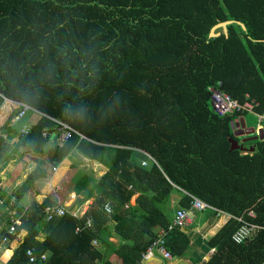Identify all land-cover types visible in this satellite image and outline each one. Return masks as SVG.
<instances>
[{"label":"trees","instance_id":"16d2710c","mask_svg":"<svg viewBox=\"0 0 264 264\" xmlns=\"http://www.w3.org/2000/svg\"><path fill=\"white\" fill-rule=\"evenodd\" d=\"M226 20V33L208 36ZM211 87L240 102L248 94L263 111L264 0H0V148L30 162L41 155L49 167L66 156L75 164L60 192H38L26 205L43 164L13 190L0 188L5 264H148L144 253L160 237L194 264H264V127L254 149L232 148L245 112L216 113ZM7 100L79 133L59 144L50 117L15 119L19 107ZM134 147L154 160L140 164ZM68 190L76 205L92 197L79 216L72 206L58 213ZM193 197L215 209L193 207ZM179 208L203 216L195 239L194 221L169 229Z\"/></svg>","mask_w":264,"mask_h":264},{"label":"built area","instance_id":"2783aa9c","mask_svg":"<svg viewBox=\"0 0 264 264\" xmlns=\"http://www.w3.org/2000/svg\"><path fill=\"white\" fill-rule=\"evenodd\" d=\"M209 92H210L209 99H210L211 108L214 109V111L216 113H218L220 115H225V114L234 113V112H237V113H243V112L254 113L258 116L259 121L261 122L259 126L260 127L264 126V109L261 112H257L255 110V106L257 105V102L255 100L249 98L248 94H245V100L243 102H240L236 98L231 97L228 93L220 91L214 87H211L209 89ZM8 102H11V101H8ZM12 103H16L19 107V110L17 111L16 115L14 116L15 119L21 117L25 111H29V110L35 111L29 105H26L23 103H17V102H12ZM238 119H239V117H237V120ZM56 123H57L56 124L57 131H59L58 136L62 140L69 137L72 134V132L79 133L69 123H67L65 121H62L60 119H56ZM23 128H24V126H23ZM43 133L44 134L47 133L46 130H44ZM134 150L137 153L142 155V157L140 159V164L145 165L148 160H154V157L150 153L142 150L141 148L134 147ZM192 205H193V207H195L199 210H204L206 208L215 209L214 207H211L209 204L200 200L197 197H193ZM57 210H58V213L63 214L65 208H64V206H62V207H59ZM103 210L105 212H109L110 206L108 204H104ZM77 213H78L77 210L73 211V215L77 216ZM190 220H191V217L189 216V214L186 213L184 210L179 208V209L175 210L174 217H173L171 225L169 226V229L172 226H184L188 222H190ZM86 225H89L88 220L86 221ZM245 228L246 227L239 229V231L234 234L233 238L235 239L236 242H240V240L245 235H247V229H245ZM13 230H14L13 226H10L9 231L11 232ZM158 234L161 236L162 234H166V232L160 231ZM151 250L157 251L162 256V258H164V259H167V260L174 259V256L172 255V253L164 247L163 240L161 237L157 238L155 241H153L150 244V246L148 247L147 254H149ZM210 250H212V248ZM26 254H28L30 256L29 257L30 262H33L36 259V256L33 254L32 251H28V252H26ZM40 258L44 259L45 255L41 254Z\"/></svg>","mask_w":264,"mask_h":264},{"label":"rangeland","instance_id":"374dc122","mask_svg":"<svg viewBox=\"0 0 264 264\" xmlns=\"http://www.w3.org/2000/svg\"><path fill=\"white\" fill-rule=\"evenodd\" d=\"M244 118H245L247 127H255V131H254L253 134L237 135V138H238L240 144H243L242 139H245L247 137H252V136H255L256 134H259V128H260L259 125L261 123L259 121L258 116L256 114H254V113L245 112L244 113ZM236 131L238 132L237 128H236ZM254 142H255V139H252L250 141H246L244 144H246V146L249 148L252 144H254ZM6 144H7V142H6ZM28 159H29V156H26V155L22 157L21 155L17 156V155L11 154V152L8 150L7 147L2 146L0 148V169H1L0 170V188H2L5 191L13 190L18 184H20L21 180H23L24 177L26 176V170L32 169L38 163L39 164H43L47 168L46 176L37 179L34 182L33 187H31L28 190V192L30 194L29 195V200L21 202L22 204H25V205L28 204L29 201L33 200L34 198H37V199L39 198L37 193L39 192V189H41V187H43L44 191L51 192L50 194H53V195L54 194L56 195L55 191H59L60 192V189L56 188V183H57L56 180H57V178L55 176H53L54 175V171H56V173H59L60 168L58 166L53 168L50 165V167H51V170H50L49 163L48 162L46 163V161L41 157V155L36 156V158L34 160H32L31 162H30V159L29 160ZM10 162L12 164V169H10V166H8ZM29 163H31V164H29ZM60 163L64 167L66 166L69 169H70V167L75 165L74 162H73V159L70 158V156H66L65 158H63L60 161ZM58 165L62 166L60 164H58ZM21 166H22V169H23V174L22 175L20 174L21 176H19L18 179L16 178L17 179L16 182L13 183V185H11V182H13V179L15 178V176L19 173V171H20L19 169H20ZM101 169L103 171L105 168L102 167ZM73 171H72L71 174H73ZM98 171H101V170H97L96 171V174H95L96 176H99ZM8 177H9V180L7 179ZM53 187L55 188V191H54ZM43 190H42V192H43ZM67 196L68 195L66 194L65 195V201L67 200V198H66ZM134 200H135V196H133L131 198L130 203L133 204ZM70 203L71 202L68 201L66 205H68ZM63 204H65V203L63 202ZM72 206H73V204H72ZM191 216H193V214ZM198 220H199V217H198ZM196 223L199 224V221H197ZM109 239L112 240L113 242H116L115 238H113V237H110ZM203 240H206V237H203ZM154 254L158 255L156 251L151 250V253L148 254V255L149 256H153ZM108 258H110V260H114V257H112V255L109 256ZM176 259L177 258H175V260ZM146 260H148V262H149L151 259H149V257H148ZM187 260L189 261V259H187ZM178 263H179V261H178ZM0 264H5L4 248H3V250L2 249L0 250ZM148 264H150V263H148ZM173 264H175L174 261H173Z\"/></svg>","mask_w":264,"mask_h":264},{"label":"crops","instance_id":"0c3cea01","mask_svg":"<svg viewBox=\"0 0 264 264\" xmlns=\"http://www.w3.org/2000/svg\"><path fill=\"white\" fill-rule=\"evenodd\" d=\"M31 117H35V115H32ZM245 119V118H244ZM246 122V121H245ZM249 128H251V127H249ZM53 135V134H52ZM77 157V156H76ZM141 157H142V155L141 154H139V153H135V158L137 159V160H139V162H140V159H141ZM78 158V157H77ZM79 159L80 160H82L84 163H87L88 162V160H87V157L86 156H84V155H80V157H79ZM148 162V161H147ZM30 164V163H29ZM60 165H62L61 163H59ZM88 165H90V167L92 168V170H93V173L94 174H96V171L97 170H101V171H98V174H100V173H103V171L105 170H103L102 171V167H104V168H106L104 165H102V164H100L98 161H95V162H91V163H87ZM8 166H10V169H12V164H11V162L9 163V165ZM56 166H58L59 168H60V171H59V173H56V171H54V175L53 176H55L56 178H57V180H56V186H58L59 188H64L65 187V184L66 183H68L69 182V179L72 177V171L73 170H75V167H70V169L69 168H67L66 166L64 167L63 165L62 166H59L58 164L56 165ZM101 166V167H100ZM100 167V168H99ZM1 170V169H0ZM23 174V170L21 171V173H18L16 176H15V178L13 179V182H11V185H13V183H15L16 182V180L19 178V176H21V175ZM73 174H74V171H73ZM96 176V175H95ZM17 178V179H16ZM8 180H9V177L7 178ZM52 179V178H51ZM22 181V180H21ZM52 181V180H51ZM53 189H54V191H55V188L53 187ZM42 190H43V187H41V189H39V192H42ZM2 191H3V193H5L4 191L5 190H3L2 189ZM44 191V190H43ZM46 192V191H45ZM56 193H57V191H55ZM29 192L28 191H26V193L23 195V200H22V202L23 201H26V200H29ZM67 200L65 201V196L62 198V200H63V202L65 203V204H63L64 206L67 204V202L68 201H70L71 203L70 204H68V205H66L65 207H71L72 206V204H73V206L71 207V210H77V212L78 213H80V214H82L85 210H86V208H87V206H88V204L92 201V197H90V198H88L87 200H85L83 203H81V204H79V205H76V193H74L72 190H68V192H67ZM135 197H136V194L134 195ZM134 202H135V200H134ZM133 202V203H134ZM202 218H203V216H200L199 217V220H198V218H194L193 219V217H192V219H193V221L194 222H192V223H195V225H193V229H192V235H191V237H193V239H195L199 234H201V225H202V222H203V220H202ZM192 219H191V221H192ZM197 221H199V224H197L196 222ZM222 221L221 220H218L214 225H212L210 228H208V230L206 231V233L205 234H203V236L201 235V236H199V237H201V239L203 240V237H206V238H208V236H210L212 233H214L215 232V230H217L221 225H222ZM43 236H44V233L42 232L41 233V235L39 236V238L41 239V238H43ZM203 243V242H202ZM202 243H200V244H202ZM9 244V242H4V243H0V250L2 249L3 250V248H4V253L5 252H7V245ZM196 246H198V244L196 245ZM202 246L204 247V245L202 244ZM209 253V252H208ZM208 253H206V255H204L203 256V258L204 259H206L208 256H209V254ZM149 259H151L148 263H150V264H173V261L176 263L177 261H179V264H194V258H192V257H190V255H188V254H185V255H182V256H178L177 257V259L176 260H164V259H162L160 256H159V254L158 255H153V256H151V257H149ZM187 259H189V261L187 260ZM148 261V260H147ZM171 262V263H170Z\"/></svg>","mask_w":264,"mask_h":264},{"label":"water","instance_id":"95a60500","mask_svg":"<svg viewBox=\"0 0 264 264\" xmlns=\"http://www.w3.org/2000/svg\"><path fill=\"white\" fill-rule=\"evenodd\" d=\"M232 21H233V20H226V21H221V22L216 23L214 26H212V27L210 28V30H209V32H208V36H211V37H212V36H217V35H219L220 32H216V30L219 29V28H221V29L224 31V33H226V31H227V29H226V25L229 24V23H231ZM238 22H239V21H238ZM239 23L241 24V26H242L243 28H245V26H244L241 22H239ZM235 127H236L237 129H239L238 132L235 131V134H236V135H241V134H253L254 131H255V127H251V128H249V127H246V126H245L243 116L240 117L239 120L235 121ZM259 134H260V136L262 137V129H261V128H259ZM257 137H258V135H255V136H252V137H247V138H245V139H242L243 144H240L239 141H234V144H235V145H233L232 148H238V147H239V148H241V149H245L246 144H244V143H245L246 141H250V140H252V139H256ZM250 147H251V149H254V145H251Z\"/></svg>","mask_w":264,"mask_h":264},{"label":"clouds","instance_id":"9594fccd","mask_svg":"<svg viewBox=\"0 0 264 264\" xmlns=\"http://www.w3.org/2000/svg\"><path fill=\"white\" fill-rule=\"evenodd\" d=\"M8 101H10V100H8ZM11 102H14V101H11ZM17 103H22V102H17ZM23 104H25V103H23ZM26 105H28V104H26ZM30 106V105H29ZM30 107H32V106H30ZM35 111H32V110H29V112H30V120L32 119V118H34V120H32V122H36V120L40 117V116H42V115H46V114H44V113H42V112H40V111H38L37 109H35L34 107H32ZM18 111V110H17ZM17 111H16V113H17ZM16 113L14 114V116L16 115ZM26 113V111L24 112V114ZM24 114H22V116L24 115ZM32 115H35V117H31ZM46 116H48V117H50L53 121H54V124H53V126H52V129H51V136L52 137H54V136H56L57 138H58V143L60 144L63 140H65V139H60L59 138V131H57V128H56V119H60V118H57L56 116H51V115H46ZM240 117H242V116H239V118ZM20 118V117H19ZM19 118H17V119H19ZM243 118H244V116H243ZM60 120H62V121H65V122H67V123H69L68 121H66V120H63V119H60ZM239 120V119H238ZM235 121H237V119L235 120ZM28 123H30V122H28ZM244 123H245V119H244ZM71 126H72V124L71 123H69ZM245 126L247 127V125H246V123H245ZM73 127V126H72ZM263 127L264 126H261L260 128L262 129V131H263ZM75 130H77L75 127H73ZM44 130H46V132L48 133V130H49V128L47 127V126H45V127H43V130H42V132L44 131ZM237 130H239V129H237ZM78 131V130H77ZM79 132V131H78ZM72 133H74V132H72ZM77 133V132H76ZM53 134V135H52ZM72 135V134H71ZM70 135V136H71ZM257 135V134H256ZM69 136V137H70ZM68 138V137H67ZM66 138V139H67ZM56 166H53V168H55ZM59 189H61V188H59ZM105 204H108V203H105ZM64 206V205H63ZM103 206H104V204H103ZM103 206H102V209H103ZM73 211H75V210H72V212ZM104 211V210H103ZM110 211H111V208H110ZM109 211V212H110ZM105 212V211H104ZM106 213H108V212H106ZM77 215L79 216V215H81L80 213H77ZM88 221H89V225H90V220L88 219ZM191 221V220H190ZM88 225V226H89ZM211 249V248H210ZM209 249V252H211L212 250H214V249H212V250H210ZM155 251V250H154ZM147 252H148V247H147V249H146V251H145V255H144V257H145V260L148 258V257H151V256H149L148 254H147ZM157 252V251H156ZM150 253H151V251H150ZM149 253V254H150ZM147 254V255H146ZM157 254H159L158 252H157ZM160 255V254H159ZM160 257L162 258V256L160 255ZM175 258H177V256L175 257L174 256V259H172V260H175ZM162 259H164V258H162ZM164 260H167V259H164ZM177 263H178V261H177ZM177 263H175V264H177ZM179 264V263H178Z\"/></svg>","mask_w":264,"mask_h":264}]
</instances>
